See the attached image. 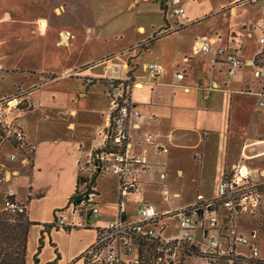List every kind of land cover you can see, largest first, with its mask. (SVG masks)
<instances>
[{
    "label": "crops",
    "instance_id": "1",
    "mask_svg": "<svg viewBox=\"0 0 264 264\" xmlns=\"http://www.w3.org/2000/svg\"><path fill=\"white\" fill-rule=\"evenodd\" d=\"M245 1L182 0L185 12L174 17L170 12L163 13L156 0H119L127 3L125 15L112 34L122 36L121 40V34L127 31L138 35L126 47L97 57V45L92 39L102 37L100 45L105 48L109 39L98 28L86 25L79 32H58L55 47L59 60L49 69L23 66L22 57H15L13 64L7 65L2 63L0 54V73L23 76L13 90L0 95V101L27 92L35 105L21 120L33 152L32 163L20 164L19 158L11 162L9 155L14 150L9 145L0 151V202H4L7 189L12 187L17 200L27 206V217L35 224L29 233L26 264H34L41 238L39 264H83L76 259L96 243L99 230L119 219L136 222L139 207L144 204L161 214L167 226L163 237L171 240L179 232L166 235L168 222L176 221L170 214L194 205L198 195L215 198L224 176L235 165H245L254 175L264 173V107H257L255 97L241 93L255 92L260 87L252 62L261 50L264 6L262 19L254 18L249 9H241L247 4ZM263 1L251 0L249 4ZM204 25L207 29L199 35L195 29ZM67 32L69 42L64 43L62 34ZM83 34L87 37L82 39ZM161 34L167 35L159 37ZM232 36L235 41L229 42ZM204 39L217 40L209 55L201 52ZM150 41L153 42L144 51L152 56L151 61L129 52ZM228 45L244 62L232 78L217 58L218 49ZM10 47L13 58L18 49L15 44ZM29 47L24 48L27 56L34 45ZM132 59L135 65L130 63ZM147 64L162 65L164 74L158 78L148 76L142 71ZM119 67L125 70L116 72ZM177 74H183L184 79H177ZM111 81L127 82L129 86L133 82L140 84L131 87L130 103L147 117L144 130L153 133L155 144L165 146L167 153L148 148V167L140 174L142 192L126 198L124 210L118 179L110 174L99 176L95 186L99 218L89 219L88 212L73 215L69 202L84 169L104 143L103 132L110 124ZM142 139L143 132H134V154L143 151ZM173 177L188 183L173 186ZM165 192L171 195L167 203L163 201ZM174 200L181 203L173 206ZM61 214L68 218L70 230H47L46 226L53 225ZM242 217L254 220L248 215L238 217V229L254 230L252 223H238ZM190 259L194 261V257ZM190 259L188 264H196Z\"/></svg>",
    "mask_w": 264,
    "mask_h": 264
},
{
    "label": "built area",
    "instance_id": "2",
    "mask_svg": "<svg viewBox=\"0 0 264 264\" xmlns=\"http://www.w3.org/2000/svg\"><path fill=\"white\" fill-rule=\"evenodd\" d=\"M168 12L174 17L182 16L185 12L182 0H170L167 3L166 13ZM234 41L235 38L230 37L229 42ZM216 43L217 40H202L201 52L209 55ZM259 44L261 50L252 65L260 87L255 92L246 90L241 93L255 97L257 107H264V18ZM217 58L221 59L229 78L234 77L244 64L239 53L230 50L229 45L218 49ZM213 63L216 64L217 59L213 60ZM124 70L119 67L116 72L121 73ZM142 71L152 78H158L164 74V67L160 64H147L142 67ZM176 77L183 80L185 76L177 74ZM111 84L113 88L109 92L110 124L103 132L104 143L99 149L102 152L92 156L90 165L85 169V185L90 184L94 176H115L119 181L121 207L124 210V200L132 194L142 192L140 174L148 167V148L156 147L160 153H167V148L155 144L153 133L144 130L147 117L130 103L131 87L140 84L133 82L129 86L127 82L117 81H111ZM34 108L35 105L27 92L16 93L0 101V148L5 145L13 148L14 152L9 155L11 162H15L22 155V163H30L28 155L32 149L27 144L21 120ZM134 132H143V151L138 154L132 152ZM97 194L95 185H90V193L82 205L85 210L80 212L70 207V212L76 215L85 212L89 214L91 211V217L98 219ZM170 200V193L165 192L163 201L167 203ZM263 201L264 173L254 175L245 165L239 163L226 173L215 198L206 199L198 195L194 205L174 210L170 214L178 222L179 235L166 240L163 235L167 226L161 214L154 207L144 204L139 207V219L136 222L125 223L119 219L107 228L99 230L94 244L100 249L97 259L111 264L124 262L123 258H119L116 247L117 242L122 241L126 252L135 257L134 260L124 263H135L138 260V244L146 240L156 243V264H184L178 260V256H184L186 259L198 258L202 264H264L259 247V232L252 230L244 234L237 226L238 217L258 215ZM0 212L11 216H27V206L17 200L12 187L6 191L4 206ZM56 227L64 230L71 226L68 218L61 214ZM196 233L200 234L199 239L196 238ZM129 255L124 254L125 257Z\"/></svg>",
    "mask_w": 264,
    "mask_h": 264
},
{
    "label": "rangeland",
    "instance_id": "3",
    "mask_svg": "<svg viewBox=\"0 0 264 264\" xmlns=\"http://www.w3.org/2000/svg\"><path fill=\"white\" fill-rule=\"evenodd\" d=\"M250 1L251 0H246L245 2H247V4L244 2L245 5H241V9L242 7H246L250 10L251 16L254 15V18L262 19V6H264V1L256 5L249 4ZM126 5L127 3L119 2V0H0V54L2 63L10 65L13 64L15 57L18 59L22 57V59H24L23 66L31 65L38 67V69L44 67L49 69L51 65L55 66L59 60V53L55 47L58 32L61 29H70L79 32L80 29L86 25L98 28L99 33H104L103 35L109 39V46L107 48H105L104 45H100L103 44L102 42L104 41L102 37L92 39V43L97 45V57L117 47H126L128 43L132 42L138 36L136 32L127 31L121 34L123 35L122 40V36L117 37L112 34L114 29L118 26V22L121 21L125 15L124 10L126 9ZM60 13H62L61 16L59 15ZM42 28H45L44 30H46V32L43 31ZM203 29H207L206 25L200 29H195V31H197L199 35H202L204 33V31H202ZM11 34L12 39L9 38ZM165 35L167 34H161L159 37ZM84 37L87 36L83 34L82 39ZM63 42L65 43V39H63ZM150 42L131 48L129 52H135L137 55L142 54L145 56L146 61H151L152 56L146 55L147 52L144 51L146 49L145 46L150 44ZM11 44H15L18 49L14 50L15 56L13 58H11L9 54L10 48H12L10 47ZM26 45L31 47L34 45L30 56H27L25 53ZM37 51H41L42 54L39 55ZM23 53L24 55L22 56ZM130 63L135 65L133 59ZM22 77L23 76L19 74L0 73V95L13 90L14 85L19 82ZM2 148H0V151ZM83 176H86V173H83ZM183 182L188 183L187 180H181L179 182L176 177H173V186H179V184ZM84 185L85 181L83 180L81 186L84 187ZM180 203V200H174L173 206L179 205ZM131 206L134 207L132 203ZM1 209L2 206L0 205V210ZM134 211L136 212L137 210ZM134 217L137 219V213ZM255 218L256 217L253 219ZM251 220L252 218L242 217L238 220V223L251 224ZM168 225L167 236L176 235L179 232L176 221L168 222ZM259 229L260 232L256 228L254 230L259 232L261 257H264V227ZM242 231L244 234H248L249 232L244 231V229H242ZM199 237L200 234L196 233V238L199 239ZM116 247L119 258H123L124 262L134 260L135 257L126 252L122 241H118ZM134 249L136 248L134 247ZM124 254L129 256L125 257ZM178 257L180 262L188 264L189 259H186L184 256ZM171 261L173 262V258H171ZM190 262L202 264L198 258H194V261L190 259Z\"/></svg>",
    "mask_w": 264,
    "mask_h": 264
},
{
    "label": "trees",
    "instance_id": "4",
    "mask_svg": "<svg viewBox=\"0 0 264 264\" xmlns=\"http://www.w3.org/2000/svg\"><path fill=\"white\" fill-rule=\"evenodd\" d=\"M170 0H156V3L160 5L161 11L163 13L167 12V3ZM225 11H221L224 13ZM153 41L150 42V44ZM13 149V148H12ZM108 149V148H107ZM105 150L106 152L108 150ZM102 151L97 150L93 157L100 154ZM30 159L29 165L33 161V152L28 155ZM22 155L19 156V163H22ZM85 177V176H83ZM99 176H94L90 181V184L84 185V187L80 186L81 181H86V178H79V184L76 189L75 194L71 197L69 202V207H74L78 211L83 212L85 208L82 206L83 203L86 202V198L90 193V185L96 186V180ZM85 191V192H84ZM98 195V194H97ZM0 205L4 206V202ZM88 206V205H86ZM252 227L256 228L257 230L264 227V201L262 208L258 215L252 216ZM56 222L53 225L46 226L47 230H50L56 227ZM35 225L32 223L27 216H11L7 213L0 212V264H26L27 261V247H28V240H29V233L31 227ZM71 227L64 228L65 231H69ZM156 243L151 241L142 240L138 244V260L132 264H156L157 259V250H156ZM43 248V238L40 240V245L36 255L34 256V264H39V255ZM100 253V249L95 247L94 245L91 246L88 250H86L81 256H79L76 261H83V264H111L104 260H98V254ZM60 257H57V261ZM55 264V263H54ZM112 264H126L124 262L119 263H112Z\"/></svg>",
    "mask_w": 264,
    "mask_h": 264
},
{
    "label": "bare ground",
    "instance_id": "5",
    "mask_svg": "<svg viewBox=\"0 0 264 264\" xmlns=\"http://www.w3.org/2000/svg\"><path fill=\"white\" fill-rule=\"evenodd\" d=\"M62 37H63V39H65V43H66V41L68 40V38H70L68 32H67V33H63V34H62ZM67 42H69V41H67ZM67 44H68V43H67Z\"/></svg>",
    "mask_w": 264,
    "mask_h": 264
},
{
    "label": "water",
    "instance_id": "6",
    "mask_svg": "<svg viewBox=\"0 0 264 264\" xmlns=\"http://www.w3.org/2000/svg\"><path fill=\"white\" fill-rule=\"evenodd\" d=\"M88 218H89V219L91 218V211H90L89 214H88Z\"/></svg>",
    "mask_w": 264,
    "mask_h": 264
}]
</instances>
